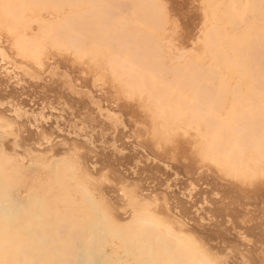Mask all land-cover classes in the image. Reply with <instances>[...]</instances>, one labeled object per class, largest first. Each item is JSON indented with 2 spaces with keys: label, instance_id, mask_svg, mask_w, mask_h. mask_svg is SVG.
Masks as SVG:
<instances>
[{
  "label": "rangeland",
  "instance_id": "374dc122",
  "mask_svg": "<svg viewBox=\"0 0 264 264\" xmlns=\"http://www.w3.org/2000/svg\"><path fill=\"white\" fill-rule=\"evenodd\" d=\"M161 1L166 9L163 39L171 53L177 52L174 59L200 54L209 26L206 0ZM29 27L31 38L36 23ZM19 49L0 30V137L10 142L7 148L0 146V156L12 165L24 162L9 192L38 212L30 193L39 199L44 193L50 196L73 174L87 192L84 199L98 207V212L90 206L84 214L72 215L82 221L69 228L61 195L60 210L54 213L58 219L46 212L45 223H25L31 232L17 215L5 212L7 238L13 242L24 233L33 243L32 251L20 257H31L35 264H112L105 254L114 256L112 249L118 245L106 242V253L99 250L98 224L114 222L127 229L151 219L158 242L176 241L186 264L200 262H193L183 246L202 251L204 264H264V182L239 180L207 161L195 128L179 125L167 138L159 122L141 108V95L131 97L113 74L94 69L88 58L51 47L36 62ZM232 102L228 106L237 103ZM15 138L18 147L13 151ZM79 204L83 207L86 201ZM78 224L93 233H81ZM87 234L96 240H77ZM121 264L132 263L122 259Z\"/></svg>",
  "mask_w": 264,
  "mask_h": 264
},
{
  "label": "bare ground",
  "instance_id": "6f19581e",
  "mask_svg": "<svg viewBox=\"0 0 264 264\" xmlns=\"http://www.w3.org/2000/svg\"><path fill=\"white\" fill-rule=\"evenodd\" d=\"M205 4L209 26L201 38L202 51L182 61L174 59L177 52L171 53L164 42L166 9L161 0H0V30L12 38L20 53L36 62L51 47L88 58L94 69L113 74L131 97L141 95L139 100L147 101L141 108L159 122L167 138L179 125L195 128L200 153L207 161L238 179L264 182V0H206ZM30 22L36 23L34 39L27 35L32 31L27 29ZM229 97L237 103L228 106ZM251 99L258 103L249 104ZM9 143V138L0 137V146L7 148ZM10 147L16 150V138ZM23 169L24 162L12 165L0 156V264H35L31 257L19 256L32 251L33 243L24 233H16L13 242L6 236L8 231L3 233L10 227L2 217L5 212L17 215L14 218L31 232L25 223L42 224L44 213L57 214L61 195L69 228L82 221L72 215L84 214L92 206L72 174L71 181L50 196L44 193L39 199L36 192L30 193L34 207L40 206L38 212L36 207L26 208L9 192L16 173ZM82 201H86L83 207ZM92 209L98 212V207ZM153 224L151 219L127 229L114 222L108 227L98 224L99 250L104 251L106 242L118 245L112 249L114 256L104 251L112 264H121L122 259L132 264H186L176 241L158 242ZM76 228L81 233L90 230L81 224ZM88 234L77 240L96 238ZM182 251L193 262L204 264L205 255L198 248L183 246Z\"/></svg>",
  "mask_w": 264,
  "mask_h": 264
}]
</instances>
